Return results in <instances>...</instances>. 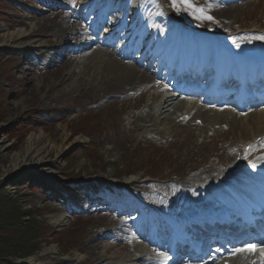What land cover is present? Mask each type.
<instances>
[{"label": "rangeland", "instance_id": "rangeland-1", "mask_svg": "<svg viewBox=\"0 0 264 264\" xmlns=\"http://www.w3.org/2000/svg\"><path fill=\"white\" fill-rule=\"evenodd\" d=\"M55 1L58 2L0 0V194L19 197L24 208L41 214L52 226L65 232V236H75L81 242L69 245L64 238L60 242L58 238L49 237V245H43L41 249V253L46 255L41 257L40 253L39 259L32 260L31 264H100L102 259L97 254L105 247L111 246V251L123 253L125 257L137 252L136 243L132 240L135 234L130 232L122 240L120 237L116 239L115 248L109 241L118 235V229L127 226L124 221L127 217H117L116 209L120 210L125 204L126 208H140L134 203L136 200L131 197L130 188H135L139 196L147 198L163 211L183 209L185 196L175 201L172 199L177 192L182 189L188 192L198 185L209 183V180L212 181L222 173L221 167H226L233 174L234 148L240 140L236 135L238 131L249 135L250 131L234 125L237 121L230 115H227L225 121L213 114L205 115V109L201 108L200 116L193 112L191 120L182 125L179 117L183 112L177 111L178 107L159 117V130L163 129L164 132L169 127L170 132L160 134L154 131L152 108L162 100L163 90L157 88L161 87L158 81L151 79L150 83L148 78V81L141 80L136 85H130L129 89L109 97H103L99 92L96 94L91 88H82L66 103L46 101L45 97L54 96L53 92L58 89L55 75L59 67L77 55H70L64 48L72 51L85 43L80 40L74 43L60 42L59 37L66 40L69 33L80 31L78 22L72 25L70 32L65 31L62 35L61 23L72 20L76 11L74 1L94 4L97 0H62L58 5L54 4ZM162 2L156 4L152 0H131L132 8H137L141 19L148 21L151 18V25L155 21H162L161 24L169 33L175 29L172 20L168 18L171 12L178 17L182 15L190 26L192 23L188 19L192 18L200 31L221 30L227 33L243 29L248 31L243 42L248 39L264 45V36L252 34V30L257 28L264 30V0H242V7L233 16H225L223 9L228 6L233 8L238 3L207 4V7H203L201 3L206 0ZM179 3L183 6H179ZM149 7L152 8L151 15H145ZM41 18L45 20L41 21ZM21 22H25L27 27H23ZM22 28L24 35L40 30V35L44 34L45 37L21 41L18 38L9 42L3 40L2 35L8 40ZM84 30L82 28L80 32ZM171 33L178 38L182 35L180 30ZM233 36L230 37L234 38L233 41L242 39L235 34ZM199 37L202 44L214 42V36L210 34L202 32ZM249 43H246L247 46ZM116 63L123 64L119 60ZM132 63L136 67V62ZM111 112L117 115L124 113L127 117H107ZM47 114L54 116L53 119H47ZM92 116L100 117L94 121L99 135L91 130L93 128L83 130L87 119ZM195 118H202L204 126L196 127ZM212 121L232 123L234 131H213L215 126ZM111 122L116 125H111ZM12 123L21 132L11 133ZM30 147L32 152H53L47 156V163L40 165L31 160L34 155L28 154L27 149ZM126 172L133 173L129 177H121ZM149 178L163 181L177 179L178 182H146L147 187L143 189L132 186V182H126L134 179L141 182ZM24 182L28 185L24 186ZM29 185L41 186L44 191L30 194ZM91 185L97 189L83 195L85 186ZM60 186H73L74 190L68 199L52 195L51 190L57 193L59 191L56 187ZM45 188H50L49 195L44 194L47 191ZM96 194H105L108 199L117 200L118 204L101 206L95 200L90 201ZM196 194L197 198L204 199L201 191ZM121 199H125V202ZM60 215L65 216L66 222L60 226L52 224L50 218ZM135 218L138 221L139 218ZM84 225L92 226V232L85 231ZM92 247H95L94 250L87 251Z\"/></svg>", "mask_w": 264, "mask_h": 264}, {"label": "bare ground", "instance_id": "bare-ground-1", "mask_svg": "<svg viewBox=\"0 0 264 264\" xmlns=\"http://www.w3.org/2000/svg\"><path fill=\"white\" fill-rule=\"evenodd\" d=\"M104 1V0H103ZM127 1L129 0H111L110 6H108L107 11V19H111L114 23V25H118L119 27H122V33H128L131 34V37L137 38V48H143L146 53H152L153 55H156L157 57H161L162 54H164V48L162 46H158L160 44V40L158 38H154L152 29L148 28L144 33L142 27H140V30L138 29L139 21L138 18L136 19L135 24L126 25L122 22L121 19H118L117 14L123 11H128L130 14V10L127 7ZM242 0H222V2L226 5H231L233 3H238V5H235V7L231 8L228 6L227 8L223 9L225 16H233V13H236V11L242 7L240 5ZM75 6L81 10H84V5L79 4L78 1L74 2ZM102 2H99L97 4L96 10H101ZM52 17V14L49 15ZM135 17H133L134 19ZM41 21H44V18H41ZM80 20L79 16L74 17L73 20H67L63 21L61 23V29H62V35L65 31L70 32L69 30L72 29V25L77 23V21ZM146 25V22H144ZM21 25L23 27H27L25 22H21ZM42 31H34L31 34L24 35V29L20 30L19 33L16 35H11V37L7 40L4 35H2L3 40L5 41H16L19 40H25V39H31V38H42L44 36L40 35ZM45 37V36H44ZM84 37L79 32L69 33L68 38L64 40L63 38L59 37L60 42L64 41H78L81 40ZM81 38V39H80ZM208 47L204 45V49L206 50ZM261 51V50H260ZM264 52V51H262ZM261 52V53H262ZM67 58V56H65ZM115 59V54L110 49H104L99 46H89L87 49L81 50L80 52H77V55L75 58L70 59V62H66L64 66H60L58 69V73L55 75V78L58 80V82H55L57 84L58 89H56L53 92L54 96L47 95L45 97L46 101L54 102V103H66L67 100L73 98V96L76 94V91L78 89L82 88H91L96 94L99 92L103 94V97H109L112 95H117L116 93H119V91H123L125 89H129L130 85H136L137 83H140L141 80L148 81L145 76V74L142 71H138V69L132 67L131 64H117ZM177 67V66H176ZM67 68V69H66ZM182 72V70L180 69ZM186 73H192L191 77H193L194 73L197 71L191 72L189 70V67H185ZM146 79H145V77ZM150 79V78H148ZM69 80V81H68ZM68 82V83H67ZM149 85V83H147ZM129 87V88H128ZM165 97H162V101H160L157 105L154 106L153 114L151 117L152 123H154V127L158 128L159 125V117H161L164 112H173V108H176L177 111L183 112L182 116L184 114L191 115L193 112H196L198 116H200L201 110L196 106V102L190 101V100H178L176 98V94H167L163 95ZM76 109V108H75ZM172 109V110H171ZM156 112V113H155ZM205 115L213 114L211 111L205 110ZM230 115V113L227 112H219L215 115H213L216 118H221L223 120L227 119V115ZM231 118H234L236 123L234 125H239L242 130H245L246 128L243 126H248L251 131L250 134H264V109H259L258 111H254L245 115H241V117L233 116L231 113ZM202 119V118H201ZM227 121V120H225ZM223 122V121H222ZM213 125H224L226 123H221L220 121H212ZM232 124V123H231ZM242 125V126H241ZM204 126V124H203ZM159 129V128H158ZM163 129H161L162 131ZM223 131V130H222ZM169 127L164 129L163 134H168ZM245 134V133H244ZM33 145H31L32 147ZM28 148V154H33L34 157L31 160L36 164H45L47 163V156L51 155L53 151L47 150L45 152L41 151H33L32 148ZM32 152V153H31ZM26 154V156L28 155ZM264 158V156H263ZM249 172V176L251 175L250 171L246 169ZM244 176V175H243ZM248 176V177H249ZM226 176L224 177H216L212 181L209 182V184H203L206 190H210L213 193H216L217 196H224L228 199H231L235 196L240 197L242 191L244 190L242 187L235 186L234 184H230L227 180H225ZM231 189V191H229ZM241 193H240V192ZM51 222L56 225L60 226L62 223H65L66 218L63 215L55 216L50 218ZM140 234L136 235L135 239V252L136 254L130 255V257H125L123 253H115L111 251L112 247H105L99 250V253L97 254L100 259H102L100 264H128V261H133L136 264H143L147 263L149 261L145 260L140 255H147L149 254V250H146L145 245L142 243L143 239H141ZM109 240V239H107ZM113 248H115L116 242H112L111 244ZM95 247H92L88 250H94ZM41 257L46 255L44 253H41ZM256 254H259L261 259H258V256ZM36 259V258H35ZM33 259V260H35ZM37 258L36 260H38ZM217 257L213 256L212 262L210 264H221V262H217ZM150 258V262H151ZM223 261H230V264H262L264 262V252L258 251H249V249H246L244 251H240L237 255L234 256L233 259H224ZM207 264V263H206Z\"/></svg>", "mask_w": 264, "mask_h": 264}, {"label": "trees", "instance_id": "trees-1", "mask_svg": "<svg viewBox=\"0 0 264 264\" xmlns=\"http://www.w3.org/2000/svg\"><path fill=\"white\" fill-rule=\"evenodd\" d=\"M13 125L11 133L21 132L17 125ZM18 199L0 194V264H17L20 259L37 255L43 245H49V237L58 238L60 242L64 238L69 245L78 243L75 236L71 238L65 236V232L57 233L49 228L32 210L24 208Z\"/></svg>", "mask_w": 264, "mask_h": 264}, {"label": "snow or ice", "instance_id": "snow-or-ice-1", "mask_svg": "<svg viewBox=\"0 0 264 264\" xmlns=\"http://www.w3.org/2000/svg\"><path fill=\"white\" fill-rule=\"evenodd\" d=\"M187 2V0H185V3ZM235 43V42H234ZM237 251H243V249H239ZM261 252H264V249H260ZM262 264H264V262H262Z\"/></svg>", "mask_w": 264, "mask_h": 264}]
</instances>
